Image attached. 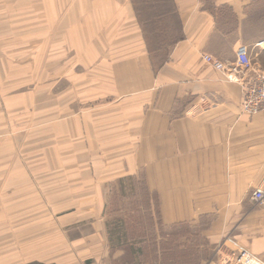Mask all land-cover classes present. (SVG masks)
Listing matches in <instances>:
<instances>
[{"label": "crops", "instance_id": "crops-1", "mask_svg": "<svg viewBox=\"0 0 264 264\" xmlns=\"http://www.w3.org/2000/svg\"><path fill=\"white\" fill-rule=\"evenodd\" d=\"M261 3L0 0V264H125L105 220L125 179L160 227H203L199 264L264 259V116L236 62L264 70Z\"/></svg>", "mask_w": 264, "mask_h": 264}, {"label": "rangeland", "instance_id": "rangeland-1", "mask_svg": "<svg viewBox=\"0 0 264 264\" xmlns=\"http://www.w3.org/2000/svg\"><path fill=\"white\" fill-rule=\"evenodd\" d=\"M122 186L125 191L110 190L105 220L113 246L125 252V264H199L208 258L212 250L202 226L160 227L158 212L140 207L149 202L141 185L125 179Z\"/></svg>", "mask_w": 264, "mask_h": 264}, {"label": "built area", "instance_id": "built-area-1", "mask_svg": "<svg viewBox=\"0 0 264 264\" xmlns=\"http://www.w3.org/2000/svg\"><path fill=\"white\" fill-rule=\"evenodd\" d=\"M258 46L264 49V39L258 42ZM203 58L218 70L226 68V63L213 55L206 54ZM236 62L246 71L241 80L243 88L241 112L249 116H264V70L255 65L250 56L249 48L245 44L238 48ZM252 195L259 204L264 206V188H256ZM232 264H264V259L240 246Z\"/></svg>", "mask_w": 264, "mask_h": 264}]
</instances>
